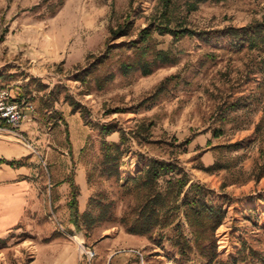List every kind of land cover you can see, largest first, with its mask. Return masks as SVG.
<instances>
[{"label":"rangeland","instance_id":"obj_1","mask_svg":"<svg viewBox=\"0 0 264 264\" xmlns=\"http://www.w3.org/2000/svg\"><path fill=\"white\" fill-rule=\"evenodd\" d=\"M155 5V0H0V86L14 87L35 106L32 121L20 131L33 147L22 163L36 196L35 208L21 229L3 238L7 239L4 248L0 242V264H32L37 245L56 243L60 226L69 233L71 190L58 197L56 186L77 182L82 169L88 205L90 198L114 201V213L121 217L128 202L123 197V179L140 170L137 154L176 159L192 184L199 182L221 198L228 211L217 231L223 259L236 255L244 245L264 257V177L254 178V169L264 156V138L256 140L257 125L264 116V74L252 73L263 56L248 49L238 51V42L225 33L230 27L264 24V0L208 2L189 17L194 37L175 41L156 35L157 49L169 51L175 64L150 76L118 74L102 91L75 79L90 55L106 50L112 27L134 20L133 37L116 43L135 39L136 30L146 27ZM40 85L48 88L41 91ZM56 86L61 93L53 101L48 96ZM252 94L259 99L246 98L239 110L232 109L238 98ZM66 95L81 103L86 118L81 113L71 115ZM143 122L148 130L140 141L133 135ZM111 123L128 138L121 180L109 178L102 165L100 125ZM106 140L119 143L120 133ZM215 164L228 168L204 170ZM106 231L116 235L125 229L107 222L90 232V237L78 232L74 239L95 248ZM154 237L158 238V232ZM62 243L76 244L68 239ZM155 246L174 264H179L175 259L182 261L169 243L164 242L166 250ZM256 261L247 250V264ZM186 264L204 263L193 256Z\"/></svg>","mask_w":264,"mask_h":264},{"label":"trees","instance_id":"obj_2","mask_svg":"<svg viewBox=\"0 0 264 264\" xmlns=\"http://www.w3.org/2000/svg\"><path fill=\"white\" fill-rule=\"evenodd\" d=\"M225 0H155L152 14L147 18V25L136 30V38L126 43H116L123 38H131L135 34V21L126 19L110 29V42L104 52L90 55L85 67L77 70L75 79L83 85H93L96 91H102L112 84L117 75L129 76L140 72L142 76H150L157 69L175 64V59L169 51L157 49L156 35L171 36L175 41L186 37H194L195 31L189 27V17L199 10L200 6L208 3H221ZM226 36L237 41L238 51L248 49L263 56L260 64L252 70L253 74H264V24L256 23L242 28H227ZM170 78L164 80L157 88L159 94ZM260 82V81H259ZM262 81L258 83V89ZM0 87H8L0 86ZM41 91L48 87L40 85ZM61 87L56 86L49 93V98L57 101ZM18 99H28L21 93H16ZM246 98L259 99L257 94L240 97L232 105L233 110H239L241 101ZM65 101L71 107V115L81 113L86 118V109L70 95ZM51 107L47 105V108ZM65 124L69 123L65 120ZM102 134V153L104 172L109 178L121 180L120 168L127 154L124 145L128 141L127 134L111 123L100 125ZM148 130L143 122L134 133V138L140 140ZM120 133V142H108L107 137ZM258 138H264V116L257 125ZM217 136V135H216ZM147 140L149 139H144ZM141 141V140H140ZM190 141L185 142L188 145ZM140 170L135 176L124 180L123 197L128 200L126 209L121 217L114 213L115 202L90 198L87 209L81 213L79 209L80 187L77 182L71 183V199L69 200L70 224L78 232L90 237V232L107 222L119 223L129 235L147 237L153 245L163 250L164 242L177 251L186 264L196 256L204 264H247V250L257 260L252 264H264V257L244 245L236 255L223 259L218 252L217 231L224 224L228 211L221 198L205 185L191 183V177L185 167L175 160L146 158L137 154ZM254 169V178L260 181L264 177V156L260 157ZM1 162V161H0ZM10 166H20L22 161L8 162ZM225 166L215 164L204 170L207 172L223 170ZM131 197L133 200H131ZM63 227V226H62ZM167 231L171 233L166 235ZM158 232V238L155 233ZM100 240V239H99ZM1 248L7 239L0 238ZM254 260V259H253Z\"/></svg>","mask_w":264,"mask_h":264},{"label":"crops","instance_id":"obj_3","mask_svg":"<svg viewBox=\"0 0 264 264\" xmlns=\"http://www.w3.org/2000/svg\"><path fill=\"white\" fill-rule=\"evenodd\" d=\"M27 123L22 129L26 128ZM27 156L28 149L23 145L11 138L0 139V238L20 230L30 211L35 208L36 196L27 178V166L24 163L20 166L8 164L11 161H22ZM77 184L80 187L79 209L83 213L89 198L83 169L78 174ZM70 190L71 184L63 182L56 186V195L69 194ZM59 231L54 239L56 243L36 246L38 255L32 264H87L76 244L62 243L66 239L75 241L78 231L74 227H69V233L64 228ZM107 232L110 231L102 235L94 248L97 257L91 264H174L147 237L129 235L124 231L116 235ZM132 250L140 251L143 259Z\"/></svg>","mask_w":264,"mask_h":264},{"label":"built area","instance_id":"obj_4","mask_svg":"<svg viewBox=\"0 0 264 264\" xmlns=\"http://www.w3.org/2000/svg\"><path fill=\"white\" fill-rule=\"evenodd\" d=\"M15 88L12 86L0 87V139L11 138L18 141L28 150H33L32 144L26 134L21 132L26 122H31L35 113V106L29 99H18ZM61 230H63L62 226ZM78 250L88 264L97 257L96 250L88 246L85 241H76ZM141 259L143 255L140 251L132 250Z\"/></svg>","mask_w":264,"mask_h":264}]
</instances>
